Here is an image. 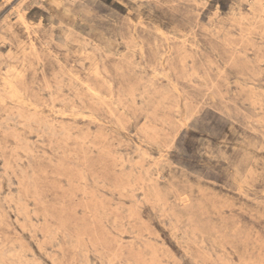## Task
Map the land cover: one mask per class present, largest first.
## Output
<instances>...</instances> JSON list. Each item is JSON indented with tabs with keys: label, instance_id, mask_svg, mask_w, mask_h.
I'll use <instances>...</instances> for the list:
<instances>
[{
	"label": "rangeland",
	"instance_id": "rangeland-1",
	"mask_svg": "<svg viewBox=\"0 0 264 264\" xmlns=\"http://www.w3.org/2000/svg\"><path fill=\"white\" fill-rule=\"evenodd\" d=\"M0 264H264V0H0Z\"/></svg>",
	"mask_w": 264,
	"mask_h": 264
}]
</instances>
